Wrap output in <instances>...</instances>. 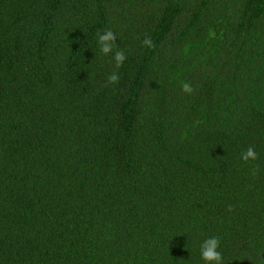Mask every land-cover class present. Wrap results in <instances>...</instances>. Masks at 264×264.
Instances as JSON below:
<instances>
[{"label":"trees","instance_id":"1","mask_svg":"<svg viewBox=\"0 0 264 264\" xmlns=\"http://www.w3.org/2000/svg\"><path fill=\"white\" fill-rule=\"evenodd\" d=\"M0 264H264V0H0Z\"/></svg>","mask_w":264,"mask_h":264}]
</instances>
